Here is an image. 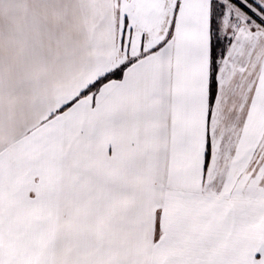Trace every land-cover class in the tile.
I'll list each match as a JSON object with an SVG mask.
<instances>
[{
  "label": "snow or ice",
  "instance_id": "obj_1",
  "mask_svg": "<svg viewBox=\"0 0 264 264\" xmlns=\"http://www.w3.org/2000/svg\"><path fill=\"white\" fill-rule=\"evenodd\" d=\"M0 264H264V0H0Z\"/></svg>",
  "mask_w": 264,
  "mask_h": 264
}]
</instances>
